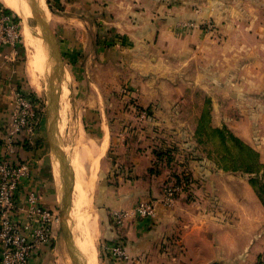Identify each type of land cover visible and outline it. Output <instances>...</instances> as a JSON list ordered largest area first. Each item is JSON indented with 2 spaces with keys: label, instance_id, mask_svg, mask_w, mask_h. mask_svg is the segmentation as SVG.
I'll return each mask as SVG.
<instances>
[{
  "label": "crops",
  "instance_id": "1",
  "mask_svg": "<svg viewBox=\"0 0 264 264\" xmlns=\"http://www.w3.org/2000/svg\"><path fill=\"white\" fill-rule=\"evenodd\" d=\"M44 1L38 4L49 12L45 17L63 63L56 130L51 136L44 119L41 151L15 150L31 160L45 204L54 210L58 205L60 159L54 149L66 91L83 108L85 136L108 137L98 190L107 214L100 222L101 240L103 246L119 241L126 247L132 261L122 264H256L264 255V205L245 175L205 166L209 157L194 161L190 154L177 153L165 164L142 136V124L131 123L134 113L126 106L135 98L148 111L149 126L177 132L187 126L179 117L185 96L197 90L210 102V126H225L251 141L241 137L247 134L240 127L256 126V113L264 107V0ZM43 41L45 76L51 64ZM24 48L7 59L0 55V129L16 88L37 89ZM204 109L198 106L201 115ZM3 137L0 132V151ZM171 173L186 177V186L165 205L159 200ZM143 200L156 201L152 216L131 215L114 224L112 210H131ZM56 241L42 246L28 264H67Z\"/></svg>",
  "mask_w": 264,
  "mask_h": 264
},
{
  "label": "built area",
  "instance_id": "2",
  "mask_svg": "<svg viewBox=\"0 0 264 264\" xmlns=\"http://www.w3.org/2000/svg\"><path fill=\"white\" fill-rule=\"evenodd\" d=\"M21 45L18 20L0 10V55L7 59ZM32 93L15 90L4 149L0 151V264H28L42 246L56 239L58 215L43 202L31 160H21L15 150L19 135L33 147L44 129L45 104ZM181 191L173 179L168 180L159 201L171 205ZM155 205L154 200H143L131 210H112L110 215L120 226L131 215L141 219L152 216ZM102 260L103 264H122L131 262L132 257L122 243L114 241L102 246ZM256 264H264V255Z\"/></svg>",
  "mask_w": 264,
  "mask_h": 264
},
{
  "label": "rangeland",
  "instance_id": "3",
  "mask_svg": "<svg viewBox=\"0 0 264 264\" xmlns=\"http://www.w3.org/2000/svg\"><path fill=\"white\" fill-rule=\"evenodd\" d=\"M44 1V0H43ZM36 2L38 3V0H36ZM45 3V1H44ZM0 7L6 8L7 10H9L7 7H5L1 2H0ZM21 7L27 12L28 15V10L29 8H31L30 5V0H23L21 1ZM10 14L12 16H14L21 27V32H22V45L21 47H25L24 51H25V59H28V47L26 45V38H25V33L27 32V35L29 38H33L35 37L34 34L35 33H40V36L42 38V34L40 32V25L39 23L32 17L30 16L29 18H22L21 16L17 15L16 13H14L13 11L9 10ZM48 18H49V12H48ZM46 24L48 23V20L46 22ZM31 30V31H30ZM33 34V35H32ZM44 42V41H43ZM24 45V46H23ZM26 45V46H25ZM41 45L42 42L41 40H38V42L36 43V46L39 47L41 49ZM61 60V59H60ZM51 63V62H50ZM54 66V64L51 65V68ZM63 66V63H62ZM49 69L48 72L51 74L52 69ZM62 69L63 67H60L58 69V71L60 72V74H62ZM57 71V72H58ZM52 73L53 77L57 79L58 77V73ZM48 73H45V75ZM41 87L40 89L37 88L35 91L34 90L33 93L38 96L40 99H42L44 101V104H46V97H45V91L47 90V82L46 80L47 77L41 75ZM59 86V85H58ZM30 89V88H29ZM62 110L65 108L68 109V113L70 114V119L72 123H76L77 125L81 126V113H83V108L80 104V102L75 101L74 99L72 100L71 98L68 97L66 91L63 92L62 94ZM209 100L203 96L202 94H200L199 91H195L194 94H188L185 96V101L183 102V109L180 111V114L178 112V114L180 115V119L184 120L187 124L186 127H182L181 129L179 128V130L177 132H173L172 130L167 131L163 128H155V127H151L149 126L147 119H148V111L145 109L140 110V107L138 106V101L133 98L131 99V101H129L127 103L126 107H129V110L134 113L133 114V120H132V124H136V122H139V126H143L140 127V129L143 132V137L147 136V138H150L149 140V144H151V147H154V150L156 153H162L165 164L170 165L172 162H168L170 160L171 157L176 156L177 153H181L182 155L186 156L187 154H190L191 156H193L195 159L194 161H197L196 158H199L204 156V157H209V152L212 151L211 156L213 158H210V162L209 163H205V166H212L213 164H217L216 160L217 159L219 161V159H221L220 157L222 156V151L223 148L221 145H219V141L216 137L213 138H207L206 135H203V137H200L199 135L195 134L196 131V125L198 123H200L201 121L198 120V116L201 115L202 110L199 111L198 110V106H201L203 104L204 108V112H206L207 114H205V119L203 121H205V124L208 125L209 124ZM264 106V103H263ZM84 107V106H83ZM263 110H259L258 113H256V121H254V124L256 126L251 127L249 124L250 123H246V125L244 127H240V130H242L243 133H246L247 135L250 134L252 135L254 133V137L253 139L250 138V136L248 135H242L241 137L245 140L247 139H251V141H245L248 145H250L253 149L257 150V152H259L261 154L260 157V161L261 163L264 164V107L260 106ZM61 110V112H62ZM177 115V114H175ZM143 116V117H141ZM178 117V116H177ZM84 119V117H83ZM255 119V118H252ZM80 120V121H79ZM183 121V122H184ZM256 122V123H255ZM65 127V128H64ZM71 125L69 127L65 126V125H60V131H61V136L58 139V143L59 146L58 148H63V151L65 152L66 156H67V161H65V164L68 165L69 167V172L70 174L66 177L63 176V172H62V166L60 165V162L57 161L56 156L53 154V159L55 161H57V169H58V177H59V181L60 183L58 184V205L55 208V212L58 215V223L56 224V226L58 225V233L56 236V242L59 244L60 246V254L61 257L67 262V264H72V260L70 259V253H69V248H68V244L66 243L65 237H64V232L62 230V228H64L66 230V234L68 236L73 237V241H74V235H73V229H74V222L72 221L71 218V209H72V203H71V199H72V193H73V189L71 194L69 193V197H68V202H67V206L64 209L65 212L63 213V196H64V188H65V183H71L73 182L74 179V174H73V170L71 169V165L69 163V159H68V154L66 149L69 147V145H71V139L73 136L72 133V129H71ZM82 127V126H81ZM231 132L232 129H229ZM70 132V133H69ZM85 135V132H84ZM135 136V135H134ZM253 136V135H252ZM137 137V135L135 136ZM198 138H203L206 139L205 142L206 143H199ZM85 139H89L85 136ZM96 141V140H94ZM57 142V141H56ZM147 143V141H146ZM67 146V147H66ZM232 154L234 156L238 155V150L236 147L232 148ZM104 155L100 158V160L97 163V168L96 171L94 172L95 175V179H94V187L92 189L91 192V202L89 207L87 208L91 218H93L94 222H95V227H96V236H95V244H96V249H97V257H98V264H103V260H102V240H101V224L100 222L102 221V219L106 218L107 214L105 211L102 210L101 208V201L100 199H98V190H100L99 187L101 186V176H102V172L100 169V164H102V159H103ZM169 159V160H168ZM168 160V161H167ZM179 160L180 157H179ZM208 160V159H207ZM171 161V160H170ZM193 161V163H195ZM106 162V161H104ZM174 162V161H173ZM170 163V164H169ZM174 165L175 162H174ZM181 165V164H180ZM105 167V165H104ZM103 168V167H101ZM241 173V172H240ZM243 174V173H242ZM73 175V176H72ZM171 176L167 179L171 180L172 178V173L170 174ZM246 180H250L251 175H247L244 174ZM104 179V178H103ZM105 180V179H104ZM261 181H264V179H261ZM105 182V181H103ZM74 187V184H73ZM99 188V189H98ZM71 219V220H70ZM73 228V229H72Z\"/></svg>",
  "mask_w": 264,
  "mask_h": 264
},
{
  "label": "bare ground",
  "instance_id": "4",
  "mask_svg": "<svg viewBox=\"0 0 264 264\" xmlns=\"http://www.w3.org/2000/svg\"><path fill=\"white\" fill-rule=\"evenodd\" d=\"M23 0H0V2L11 11L19 14L26 19L32 16L38 23L47 22L48 10L45 6L40 9L36 0H30L31 8L29 15L20 6ZM46 4V3H45ZM42 10V11H41ZM43 12V13H42ZM44 14V15H43ZM46 16V17H45ZM40 33H35L33 38H29L25 33L26 45L28 47V72L32 83L40 89V76L45 72V53L42 46L41 49L36 46L38 40L43 39L44 32L40 26ZM47 72V71H46ZM58 86V85H57ZM61 124L69 127L72 126L73 136L71 145L66 149L69 163L74 174V188L72 193V209L71 218L74 222V248L77 251L78 258L81 264H98L97 249L95 244L96 227L93 218H91L87 208L91 202V192L94 187V172L97 168V163L104 155L108 145L107 134L100 141L94 139H85L83 128L76 123H72L68 108L60 111ZM65 128V127H64ZM70 133V132H69ZM67 147V146H66ZM71 220V219H70Z\"/></svg>",
  "mask_w": 264,
  "mask_h": 264
},
{
  "label": "trees",
  "instance_id": "5",
  "mask_svg": "<svg viewBox=\"0 0 264 264\" xmlns=\"http://www.w3.org/2000/svg\"><path fill=\"white\" fill-rule=\"evenodd\" d=\"M0 10H2L5 13L10 14V11H9L10 9L7 10L3 7H0ZM16 89H21V87L18 86ZM22 90L30 91L27 89H22ZM32 96L35 97V94L33 95L32 93ZM205 114L207 113L203 112V114L199 118V121L201 122L197 124L195 134L199 135L200 137H203V135H206V137L209 138V140L210 138H213V137H216L218 139L219 145L222 146L223 151L221 154L222 156L220 157L221 159H219V161L215 159L217 165L226 171L241 172L243 174L251 175L252 178H250L249 183L254 188L260 201L264 205V181H261V179H264V164L261 163L260 161L259 152L253 149L250 145L244 142L241 138L236 136L227 127L223 126L221 128H218V127H212L209 124L206 125L205 121H203L205 119ZM7 131H8V120H7V123L4 124L3 128L0 129V132H3V135H4L3 140L1 142L2 145L4 144V141L6 139ZM205 140L206 139L203 140V138H198L199 143H206ZM43 145H44V141H43L42 136L39 137L35 141V145L33 147L28 146L26 138L23 135H19L16 138V146L20 148L22 147L23 149H26V147L27 148L29 147V149H31L32 151L39 152L43 148ZM233 147H236L238 150L237 156H234L232 154ZM210 153H212V151L208 153L209 158H213ZM158 155L163 156L162 153L161 154L159 153ZM172 179L174 180L176 184L180 186V188H182V190H184V187L186 186L184 185L186 182V177H181L180 175L174 174V176L172 175ZM41 195L43 197V202H44V195L42 193Z\"/></svg>",
  "mask_w": 264,
  "mask_h": 264
},
{
  "label": "water",
  "instance_id": "6",
  "mask_svg": "<svg viewBox=\"0 0 264 264\" xmlns=\"http://www.w3.org/2000/svg\"><path fill=\"white\" fill-rule=\"evenodd\" d=\"M39 25L42 27V31L44 32L43 35V40H44V44L47 48V58H46V62L48 64H54V66L51 68V74L48 72V74H46L45 76L47 77L48 80H46L47 82V96H46V104H45V119H46V124H47V128L51 131V136L54 134L56 127H55V123H56V101H57V97H58V86L59 85V81H60V72L58 71V69L60 67H62V60H60V56H59V52L57 50L56 47V42L55 39L53 38V35L49 29L48 24H46V22L42 21V24L39 23ZM51 62V63H50ZM59 73H58V72ZM58 73V77L57 79L54 78L52 75V73ZM54 153L56 154V156L60 159L61 162V166H62V172H63V176L66 177L70 174L69 172V167L68 165L65 164V160L62 157V153L60 152L59 148L56 147L54 149ZM73 176V175H72ZM73 184L74 181L71 183L66 182L65 183V188H64V196H63V213L65 212V208L67 206V202H68V197H69V193L71 194L72 189H73ZM63 232H64V237L66 240V243L68 244V248H69V253H70V259L72 260V264H81L79 258H78V254L77 251H75L74 248V243H73V237L70 238V236H68L66 234V230L64 228H62Z\"/></svg>",
  "mask_w": 264,
  "mask_h": 264
}]
</instances>
